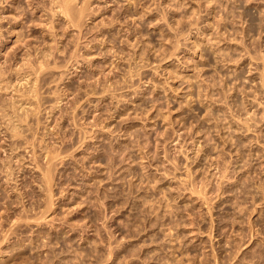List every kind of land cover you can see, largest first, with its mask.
<instances>
[{
  "label": "rangeland",
  "instance_id": "obj_1",
  "mask_svg": "<svg viewBox=\"0 0 264 264\" xmlns=\"http://www.w3.org/2000/svg\"><path fill=\"white\" fill-rule=\"evenodd\" d=\"M0 1V264H264V0Z\"/></svg>",
  "mask_w": 264,
  "mask_h": 264
},
{
  "label": "bare ground",
  "instance_id": "obj_2",
  "mask_svg": "<svg viewBox=\"0 0 264 264\" xmlns=\"http://www.w3.org/2000/svg\"><path fill=\"white\" fill-rule=\"evenodd\" d=\"M18 1H19V0H18ZM18 1H17V2H18ZM20 1H21V0H20ZM72 1H74V0H51L50 2H51L52 5H55V6H56L55 8L59 7V8H57V11L59 10L63 15H65L66 17H67V16L69 17V16L73 13V12H71V9H72L71 7L74 6V5L71 6V4H70ZM75 1H76V0H75ZM0 2H1V1H0ZM21 2H22V1H21ZM23 2H24V1H23ZM27 3L30 4V1H28ZM73 3H74V2H73ZM21 4H23V3H21ZM28 4H27V5H28ZM32 4H33V3H32ZM51 4H50V5H51ZM38 5H39V4H38ZM52 5H51V6H52ZM20 6H21V5H20ZM22 6H23V5H22ZM30 6H31V5H30ZM39 7H41V6H39ZM23 8H25V7H23ZM23 8H21V9H23ZM30 8H31V7H30ZM47 8H49V6H48ZM53 8H54V6H53ZM53 8H50V9H53ZM73 8H74V7H73ZM84 8H85V7H84ZM86 8H87V7H86ZM21 9H20V10H21ZM25 9H26V8H25ZM28 9H29V8H28ZM43 9H44V8H43ZM34 10H35V9H34ZM38 10H39V9H38ZM45 10H47V9H45ZM55 10H56V9H55ZM21 11H23V10H21ZM24 11H25V10H24ZM24 11L22 12V13H23V16H26V15H24ZM49 11H50V10H49ZM57 11H56V12H57ZM73 11H75V10H73ZM19 12H20V11H19ZM26 12H27V10L25 11V13H26ZM53 12H54V11H52V13H53ZM75 12H76V11H75ZM75 12H74V13H75ZM82 12H83V11H82ZM31 13H32V12H31ZM52 13H51V15H52ZM76 13H77V12H76ZM79 13H81V12L79 11ZM54 14H55V12H54ZM69 14H70V15H69ZM15 15H16V14H15ZM21 15H22V14H21ZM56 15H57V14H56ZM56 15H55V16H56ZM78 15H79V14H78ZM78 15H77V16H78ZM82 15H83V14H82ZM17 16H18V15H17ZM28 16H29V15H28ZM79 16H80V15H79ZM49 17H50V16H49ZM79 18H80V17L77 18L78 21H80ZM21 19H22V18H21ZM69 19H70V17H69ZM52 20H53V19H52ZM70 20H72V19H70ZM70 20H69V21H70ZM75 20H76V19H75ZM15 21H16V20H15ZM50 21H51V20H50ZM72 21H73V20H72ZM51 23H52V21H51ZM78 25H80V24L78 23ZM78 25H77V26H78ZM50 26H51V25H50ZM51 29H52V27H51ZM54 29H55V28H54ZM19 31H20V30H19ZM12 32H13V31H12ZM18 41H19V40H18ZM19 42H20V41H19ZM22 43H23V42H22ZM51 48H52V47H51ZM51 48H50V49H51ZM37 51H38V50H37ZM34 52H35V51H34ZM39 55H40V54H39ZM26 56H27V55H26ZM30 56H31V55H30ZM30 56H29V57H30ZM40 56H41V55H40ZM42 56H43V55H42ZM48 56H49V55H48ZM51 56H52V55H51ZM23 57H24V56H23ZM23 57H22V58H23ZM27 57H28V56H27ZM36 57H37V56H36ZM28 59H30V58H28ZM35 59H36V58H35ZM43 59H44V58H43ZM45 59H46V58H45ZM45 59H44V60H45ZM41 60H42V59H41ZM48 60H49V59H48ZM26 61L29 63V61H28L27 59H26ZM37 61H38V59H37ZM4 62H5V61H4ZM30 62H32V61H30ZM45 62H46V61H45ZM25 63H26V62H25ZM28 63H27L26 65H28ZM39 63H40V65H38ZM39 63H37V65H38L37 67H39V66L42 67V64H43V63H42V62H39ZM48 63H49V62H48ZM2 64H3V63H2ZM21 64H23V63H21ZM29 64H30V63H29ZM32 64H33V63H32ZM26 65H25V66H26ZM30 65H31V64H30ZM30 65H29V68H30ZM0 66H1V65H0ZM20 66H21V65H20ZM58 66H59V65H58ZM21 67H23V66H21ZM34 68H35V67H34ZM42 68H44V67H42ZM46 68H47V67H46ZM30 69H31V68H30ZM40 69H41V68H40ZM2 70H3V68H2ZM20 70H21V69H19V70H17V71H20ZM26 70H27V69H26ZM33 70H34V69H33ZM41 71H42V70H41ZM1 72H2V71H1ZM21 72H22V71H21ZM32 73H33V72H32ZM39 73L41 74L42 72H39ZM3 74H4V73H3ZM3 74H1L2 77H3ZM36 74H37V73H36ZM36 74H33V75H36ZM6 75H7V74H6ZM21 76H22V75H21ZM36 76H37V75H36ZM30 77H31V76H30ZM30 77H29V78H30ZM40 77H41V76H40ZM3 78H4V77H3ZM16 78H17V77H16ZM29 78H28V79H29ZM35 78H36V77H35ZM37 78H38V77H37ZM37 78H36V79H37ZM19 79H20V78H19ZM41 79H42V78H41ZM16 81H17V80H16ZM32 81H33V79H32ZM21 82H23V81H21ZM21 82H20L19 84H21ZM26 82H27V80H26ZM26 82H25V83H26ZM34 82H36V81H34ZM34 82H32V84H33ZM9 84H10V83H9ZM13 84H14V83H13ZM34 84H35V83H34ZM34 84H33V86H34ZM36 84H37V82H36ZM6 86L8 87V85H6ZM29 86H30V85H29ZM35 86H36V85H35ZM36 88H37V86H36ZM36 88L33 90V91H34V95L32 94V97L35 96L34 98H37L36 94H37L38 92H36ZM39 88H40V87H39ZM32 89H33V87H32ZM32 89H31L30 91H32ZM37 91H38V89H37ZM1 92H2V91H1ZM28 93H29V92H28ZM32 93H33V92H32ZM40 93H41V92H39V94H40ZM25 95H27V92H26ZM28 95H29V94H28ZM28 95H27V96H28ZM30 95H31V94H30ZM37 95H38V94H37ZM18 96H19V95H18ZM27 96H25V97H27ZM11 97H12V96H11ZM28 97H29V96H28ZM40 97H41V96H40ZM38 98H39V97H38ZM10 100H11V99H10ZM29 100H30V98H29ZM32 100H33V98H32ZM27 101H28V100H27ZM36 101H37V100H36ZM57 101H58V100H57ZM12 102H13V101H12ZM38 102H39V101H38ZM33 103H34V101H33ZM54 103H55V102H54ZM14 104H15V103H14ZM17 104H18V103H17ZM29 104H30V103H29ZM34 104H35V103H34ZM39 104H40V103H39ZM9 105H10V104H9ZM12 106H13V105H12ZM22 106H23V105H22ZM32 106H34V105H32ZM35 106L37 107V105H35ZM17 107H18V105H17ZM52 107H53V106H52ZM6 108H7V107H6ZM6 108H5V109H6ZM11 108H12V107H11ZM15 108H16V106H15ZM27 108H28V107H27ZM29 108H30V107H29ZM32 108H33V107H32ZM34 108H35V107H34ZM7 109H8V108H7ZM20 109H21V108H20ZM22 109H23V107H22ZM29 110H30V109H29ZM34 110H35V109H34ZM34 110H33V113H34ZM37 110H38V109H37ZM3 111H4V110H3ZM14 111H15V110H14ZM16 111H17V109H16ZM24 111H26V110H24ZM39 111H40V110H39ZM39 111H38V112H39ZM11 112H12V111H11ZM19 112H21V111L19 110ZM22 112H23V111H22ZM27 113L29 114V112H27ZM1 114H2V113H1ZM4 114H5V113H4ZM4 114H2V116H3ZM14 114L17 116V115H18V112H17V114H16V113H14ZM24 114H25V113H24ZM24 114H23V115H24ZM35 114H37V113H35ZM19 115L22 116V113L19 114ZM30 115H31V114H30ZM2 116H1V117H2ZM9 116H10V115H9ZM11 116H12V115H11ZM24 116H25V119L27 120L26 115H24ZM38 116H39V115H38ZM18 117H19V116H17V118H18ZM29 117H30V116H29ZM3 118H4V117H3ZM8 118H9V117H8ZM17 118H16V119H17ZM22 118H23V116H22ZM6 119H7V118H6ZM12 119H13V118H12ZM12 119H8V120H12ZM20 119H21V117H20ZM36 119H37V118H36ZM2 120H3V119H2ZM13 120H14V119H13ZM26 120H25V121H26ZM4 121H5V120H3V122H4ZM19 121H20V120H19ZM23 121H24V120H23ZM25 121H24V122H25ZM38 121H39V119H38ZM38 121H37V123H38ZM9 123H10V122H9ZM25 123H26V122H25ZM31 123H32V122H31ZM5 125H6V124H5ZM5 125H4V127H5ZM37 125H38V124H37ZM39 125H40V124H39ZM8 126H9V125H8ZM11 127H12V126H11ZM14 127H15V126H14ZM16 127H17V126H16ZM27 127H28V126H27ZM12 128H13V127H12ZM17 128H18V127H17ZM13 129H14V128H13ZM37 129H38V128H37ZM10 130H11V129H10ZM35 131H36V130H35ZM13 133H14V132H13ZM17 133H19V132H17ZM14 135H15V134H14ZM20 135H21V134H20ZM25 135H26V134H25ZM11 136H13V135H11ZM17 136H18V135H17ZM21 136H22V135H21ZM26 137H27V136H26ZM30 138H31V137H30ZM34 139H35V138H34ZM32 140H33V138H32ZM54 152H55V151H54ZM49 153H50V152H49ZM50 154H52V153H50ZM55 155H56V154H55ZM57 155H58V154H57ZM53 157H54V156H53ZM50 158H51V157H50ZM50 158H49V159H50ZM46 159H47V158H46ZM47 160H48V159H47ZM51 160H52V158H51ZM49 161H50V160H49ZM48 167H49V166H48ZM48 167H45V168H47L45 171L43 170V171H44V174H43V175H50V174L48 173V172H50ZM51 167H52V166H51ZM41 173H42V171H41ZM44 177H49V178H50V176H44ZM44 177H42V178H44ZM45 180H46V179H45ZM46 181H47V180H46Z\"/></svg>",
  "mask_w": 264,
  "mask_h": 264
}]
</instances>
